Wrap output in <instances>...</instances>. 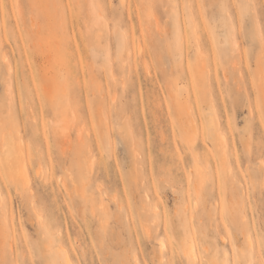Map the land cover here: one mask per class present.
<instances>
[{"label":"rangeland","instance_id":"374dc122","mask_svg":"<svg viewBox=\"0 0 264 264\" xmlns=\"http://www.w3.org/2000/svg\"><path fill=\"white\" fill-rule=\"evenodd\" d=\"M169 250L264 264V0H0V264Z\"/></svg>","mask_w":264,"mask_h":264},{"label":"bare ground","instance_id":"6f19581e","mask_svg":"<svg viewBox=\"0 0 264 264\" xmlns=\"http://www.w3.org/2000/svg\"><path fill=\"white\" fill-rule=\"evenodd\" d=\"M162 247V246H161ZM167 248V247H166ZM163 249V248H162ZM171 249V248H170ZM161 251V250H160ZM167 260H166V263L165 264H176V262L173 261V251L172 250H169L167 253H166V257H165ZM65 264H70L68 258L66 257L65 258Z\"/></svg>","mask_w":264,"mask_h":264}]
</instances>
